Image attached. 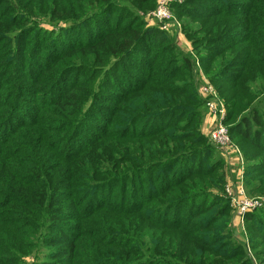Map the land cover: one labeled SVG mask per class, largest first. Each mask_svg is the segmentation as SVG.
Masks as SVG:
<instances>
[{"label":"trees","instance_id":"1","mask_svg":"<svg viewBox=\"0 0 264 264\" xmlns=\"http://www.w3.org/2000/svg\"><path fill=\"white\" fill-rule=\"evenodd\" d=\"M217 1L172 2L202 21L184 29L187 52L142 21L157 0H0V264H250L226 238L229 201L209 200L225 173L207 165L195 72L227 106L231 139L264 154L261 113L235 117L264 94V0ZM84 29L95 36L66 38ZM260 172L246 169L248 194L264 195Z\"/></svg>","mask_w":264,"mask_h":264},{"label":"rangeland","instance_id":"2","mask_svg":"<svg viewBox=\"0 0 264 264\" xmlns=\"http://www.w3.org/2000/svg\"><path fill=\"white\" fill-rule=\"evenodd\" d=\"M230 1H232V0H218L217 2H220V3L224 4L226 7H229ZM158 2H159V0H157V6L155 9H153L152 11H150L146 14L140 15L142 21L148 26L157 27L158 25L161 24V23H159V21L155 20L153 17V13L156 11V9L158 7ZM172 2H174L176 5H179V6H183L185 4V0H172L171 3L169 4L168 9L171 13V18L165 21V24L167 25V30H165V29L164 30L166 32H168L166 34V37L168 36L167 38H169L171 40V42L174 43L175 46L177 45L178 48H183V49L187 50L186 47H188V45L192 47V39H190L189 37L186 36L187 33L184 31V29L186 27H188V30H195V29L199 28V26H201L202 21L191 20V19H188V17L181 15V11H179V9L176 8V5L175 4L171 5ZM247 7H249V2H246L244 7H240V8H247ZM185 22H187L186 25H185ZM238 32L239 33H236V34H238L239 36L243 34V32H241V31H238ZM65 35H66L67 39L70 38L69 39L71 41L70 43L78 42L80 40L85 41V39H87L88 37L93 38L95 36V35L88 34V31H86L85 29L83 32H81V31L66 32ZM233 36H236V35H233ZM196 37L197 36H195V38ZM201 44L202 43H198L195 47H198V49H200L199 46ZM202 45H205V44H202ZM155 47H156V44L150 45L148 48L153 49ZM191 50H193V47ZM136 66H140V63L137 64ZM201 68H202V64H201ZM261 72H262V79H263L262 81L264 82V69H262ZM197 73L195 72V74L200 77V78L196 77V79H195L196 84L198 86V95H199V97L202 96L203 100L205 101L203 93H202V89L204 88V86L207 83H209V84H211V86L213 88H215V90H216V87L210 81L205 80L203 73H202V75L200 74L199 71ZM133 83L138 84V82H136V79ZM119 85H121V87H123V88L126 87V84H124V83H119ZM253 90H255V89H253ZM250 103L251 104H249L247 109H241L240 111H242V113H240L239 115H237L235 117L237 119H239L244 115L251 116V112H252L251 109L253 107H256L257 110L261 113V115H260L261 118H263V120H264V94L261 97L257 98L256 100L251 99ZM188 106L193 107L195 105H188ZM226 110H227V106H226ZM207 115L209 116V114L207 112V108H206L205 118ZM209 118H210V116H209ZM211 120H212V118H211ZM204 121H205V119H204ZM232 123L233 122L231 121L228 123V125L232 124ZM144 125H147V122ZM144 125L142 124V127ZM129 127H127V128H129ZM86 128H87V130H85V132H83V131L80 132V135H79V139L80 140L83 139L82 141H87V139L90 137V134L88 133L89 132L88 128H90V130H93L94 129L93 123L87 124ZM140 128H141V125H140V120H139L134 125H132V127H130L128 132L137 133V132H140V130H142ZM211 131H212V125L210 126V129L207 130L208 133L204 134L205 136H207V139L209 140V142L211 144V148H212L211 153L207 154V156H210V157H208L207 165L209 166V165L213 164L214 162L221 161L223 163L222 168H223L224 173H225V183L220 185V188L222 189L221 191L217 190V191L211 192L209 200L210 201L217 200V199L224 200L226 202V204H227V201H229L230 207L232 208L230 215L233 217V221L231 224V227H232L231 231H230V233H227V237H226V238H228V243L231 245H236V246L239 245V246L245 248L246 252L248 254L250 264H264V252L261 253L264 250V247L259 246L256 249V251L253 248L254 244H256V242L260 241L259 235L257 233H255L254 231L249 230L250 224L255 222L257 225L260 226L261 230L264 231V225H263L264 224V195L250 194V193L248 194L247 190L245 188V185H244L245 181H247V182L250 181V178L246 179V178H248L245 175L246 169H251V170H253L254 173L261 174L260 171L262 170V168L264 169V154H261V155H259V157L255 158V154L258 152V150L255 147L251 146L246 138H243L237 134H234V135H232V143L235 146H237L238 149L240 150V152L243 156V160L241 161L240 159L237 158V155L235 152H231L229 150L226 151L225 149L221 148L220 146L215 145L210 140V132ZM202 132H203V127H202ZM80 144H83V143L78 142L76 145L72 144V146L74 147V150L78 149ZM194 164H195L194 167H196V168L199 166L198 162H195ZM241 184L243 185L245 194L249 199L257 200L260 202L259 206H257L255 208V210H252L250 212V215L248 216L249 218H254V219L250 220L246 223L244 222L243 227L240 226L239 221L236 218V213H237L236 208L231 204L230 196L226 192V188L231 187L233 192L236 193L237 187L239 188V186ZM204 201H206V199H204ZM222 206H223V203H220L219 207H222ZM181 212H182L181 213L182 216L187 214L188 213L187 206H183ZM167 218L169 219L168 222H172L174 220H177L175 217H173L172 214H169L167 216ZM226 221H227V219H226ZM234 221H236V225L234 224L235 223ZM45 254H48V252H46V251L42 252L38 256V258L40 260H47V257ZM31 261H32L31 258L27 259V262L31 263Z\"/></svg>","mask_w":264,"mask_h":264},{"label":"built area","instance_id":"3","mask_svg":"<svg viewBox=\"0 0 264 264\" xmlns=\"http://www.w3.org/2000/svg\"><path fill=\"white\" fill-rule=\"evenodd\" d=\"M171 1L172 0H159L158 7L153 13L154 19L162 24L161 27L163 30H167L165 21L171 18V13L168 9ZM197 66L200 67L199 63H197ZM202 93L205 99L207 112L210 118H212V131L210 132V140L215 145L220 146L226 151L229 150L231 152H235L237 158L242 161L243 156L238 147L232 143L229 129L224 123L227 114L224 101L220 98L215 88H213L209 83L204 86ZM226 192L230 196L231 204L236 208V218L239 221L240 226L243 227L245 216L252 210H255V208L259 206L260 202L249 199L245 194L242 184L239 186V188L237 187L236 193L233 192L231 187H227Z\"/></svg>","mask_w":264,"mask_h":264},{"label":"crops","instance_id":"4","mask_svg":"<svg viewBox=\"0 0 264 264\" xmlns=\"http://www.w3.org/2000/svg\"><path fill=\"white\" fill-rule=\"evenodd\" d=\"M191 45V44H190ZM187 48V50L186 49H184L185 51H187V52H192V47L191 46H189L188 45V47H186ZM211 124H212V120H211V118H209V116L207 115L206 116V118H205V121H204V124H203V133L205 134H207L208 132H207V130H209L210 129V126H211ZM235 223V225H236V221H234Z\"/></svg>","mask_w":264,"mask_h":264}]
</instances>
